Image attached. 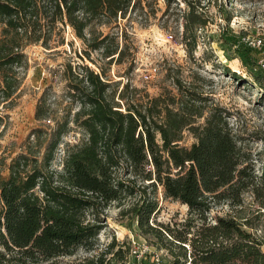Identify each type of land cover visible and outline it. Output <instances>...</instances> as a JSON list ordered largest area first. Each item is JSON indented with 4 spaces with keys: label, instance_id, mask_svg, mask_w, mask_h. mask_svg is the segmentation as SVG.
I'll return each instance as SVG.
<instances>
[{
    "label": "trees",
    "instance_id": "obj_1",
    "mask_svg": "<svg viewBox=\"0 0 264 264\" xmlns=\"http://www.w3.org/2000/svg\"><path fill=\"white\" fill-rule=\"evenodd\" d=\"M205 5L204 0H0V105L20 85L27 45L63 44L65 26L82 44L75 52L79 61L70 56L61 67L68 103L64 115L51 114L45 93L36 104L35 119L53 121L49 130L31 131L37 143L44 133L41 160L27 149L11 159L6 175L1 161L0 264L124 263L128 246L114 237L97 246L106 225L104 211L133 191L119 171L146 187L161 186L165 198L187 205L201 224L196 227L189 218L181 229L170 223L155 227L148 222L154 202L134 209L141 232L158 248L171 249L170 264H264V240L244 227L247 219L242 223L215 214L211 224L206 222L213 205L240 206L248 191L264 209V161L257 174L251 152L230 125L232 113L178 78L173 79L175 93L165 88L150 97L128 80L120 88V80L104 78L102 67L96 71L86 63H94L92 52L108 65L122 63L126 26L145 27L157 17L165 28L182 20L180 40L192 54L197 31L209 20ZM221 36L223 49L233 51L264 88L256 48L240 35ZM71 131L80 136L66 142L60 169H51L58 145ZM185 131L194 139L190 145L181 143ZM80 248L89 254L64 260Z\"/></svg>",
    "mask_w": 264,
    "mask_h": 264
},
{
    "label": "rangeland",
    "instance_id": "obj_2",
    "mask_svg": "<svg viewBox=\"0 0 264 264\" xmlns=\"http://www.w3.org/2000/svg\"><path fill=\"white\" fill-rule=\"evenodd\" d=\"M204 1L209 20L205 27L197 31V42L192 54L185 50L180 40L182 20L179 19L177 23L170 22L165 28L157 17L151 19L145 27L137 23L126 26L127 35L122 42L126 44L127 51L122 63L108 65L105 60L99 59L96 52L91 53L94 63L89 60L86 63L96 71H100L102 67L105 71L104 78L120 80V88L128 80L133 87L140 90L139 94H148L150 97L157 96L165 88L175 93L173 79L178 78L189 83L195 91L210 98L209 102L218 103L232 113L230 125L243 138L244 147L253 156L256 173L260 174L264 161V88L249 75L241 61L234 57L233 51L227 53L228 50L223 49L227 45L223 44L221 35H240L246 42L260 38L263 45L256 48L254 55L264 74V67L259 63L264 62V0ZM221 3L226 4V9L219 7ZM157 6L162 10V2L159 1ZM160 13L158 11V16ZM226 16H230L228 23ZM176 26L177 33L174 31ZM103 30L107 32L108 28ZM81 49L80 40L69 26L64 27L63 44L49 49L41 44H30L24 48L27 66L19 73L20 85L13 96L0 105V167L2 161L3 175L7 174L6 166L11 159L27 149L33 154L32 157L36 156L41 160L45 147L42 140L44 133L39 141L41 145L38 146L39 142L33 140L31 131L37 127L51 128L53 121H37L34 117L36 104L45 93L51 114L55 118L64 115L68 103L64 94L65 81L61 67L70 56L72 60L79 61L75 52L79 53ZM79 136L80 134L71 131L63 138L52 160L51 169H60L66 142L72 143ZM193 140L189 132L185 131L181 143L190 145ZM119 177L133 191H125L118 201H112L104 211L106 225L97 236L99 248H103L112 237L126 246L131 238L146 239L155 244V239L146 237L137 226L134 209L144 201L156 204L148 219L149 224L155 227L170 223L171 226L181 229V224L189 218L196 222V227L201 226L196 215L189 212L187 205L165 198L161 186L157 185L156 189L146 187V182H135L130 177H125L122 171H119ZM215 214L231 215L242 223L247 219L249 223L244 227L264 240V209L249 191L244 193L240 206L231 207L227 202L213 205L207 213V224L213 222ZM191 237L192 234L189 235ZM166 247L162 245L169 257H165V263L170 264L171 249ZM262 249L264 250V246ZM172 250L174 253L178 252V248ZM88 254L85 249L80 248L74 256L64 260Z\"/></svg>",
    "mask_w": 264,
    "mask_h": 264
},
{
    "label": "built area",
    "instance_id": "obj_3",
    "mask_svg": "<svg viewBox=\"0 0 264 264\" xmlns=\"http://www.w3.org/2000/svg\"><path fill=\"white\" fill-rule=\"evenodd\" d=\"M248 43L255 48H260L263 45L260 38H254L253 40L248 41ZM259 63L264 67V62ZM166 256L169 258L167 252L163 248H158L156 245L145 239L131 238L128 242V253L124 263L149 264L150 262V264H166Z\"/></svg>",
    "mask_w": 264,
    "mask_h": 264
}]
</instances>
